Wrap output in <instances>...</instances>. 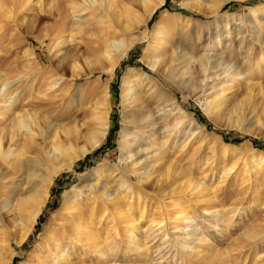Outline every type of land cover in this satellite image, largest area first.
Segmentation results:
<instances>
[{"label": "rangeland", "instance_id": "obj_1", "mask_svg": "<svg viewBox=\"0 0 264 264\" xmlns=\"http://www.w3.org/2000/svg\"><path fill=\"white\" fill-rule=\"evenodd\" d=\"M20 1L0 0V92L13 90L0 99V131L19 109H10V97L18 95L28 102L32 96L49 95L47 85L61 69L64 82L73 84L75 94H80V100L66 105L72 109L71 117L76 115L81 133L74 148L86 143L87 129L95 125L92 105L103 92L108 129L98 146L53 177L49 190L43 180L63 163L47 158L43 150L49 144L41 137L23 169L9 170L0 178V237L5 233L8 239L0 244V264H41L39 234L59 212L63 194L80 190L76 211L89 213L94 207L92 212L102 213H94L91 223L98 234V248L108 249L109 257L66 238V251L75 264H264V49L258 45L264 39V0H149L157 3L155 12L125 32L121 26L131 16L143 14V0H104L101 5L69 10L65 17L57 8H70L69 0ZM211 7L215 10L206 12ZM109 30L117 31L120 39H139L115 67L108 57L93 53L99 35ZM152 49L173 58L184 51L188 55L179 57L183 67L175 63L170 70L156 71L159 62L153 60ZM203 53L223 54L226 73L206 81L209 68L197 69L194 59ZM72 63L81 72L77 79L71 77ZM235 69L240 76L229 80ZM128 74L134 84L130 101L122 96ZM209 99L221 100L216 113L208 108ZM173 101L180 113L172 109ZM182 113L186 123L191 122L187 127L185 122L178 123ZM71 117L62 120L65 116L57 115L54 122L63 125ZM195 124L200 128L195 129ZM125 126L137 136L133 152L148 142L159 154L135 166L132 163L145 152L125 161L122 155L127 148L120 145ZM199 130L203 135L198 138ZM144 169L146 177L140 178ZM89 175L91 182L96 180L114 192L117 201H127L126 220L116 218L110 202L87 198L93 194L82 185L88 184ZM196 178L204 189L189 191L186 183ZM42 197L38 220L26 239L16 243L13 216L24 221L26 212ZM20 204L24 209H19ZM182 226L195 229L196 234L181 232ZM57 227L60 235L62 226ZM124 230L134 239L125 240Z\"/></svg>", "mask_w": 264, "mask_h": 264}, {"label": "bare ground", "instance_id": "obj_2", "mask_svg": "<svg viewBox=\"0 0 264 264\" xmlns=\"http://www.w3.org/2000/svg\"><path fill=\"white\" fill-rule=\"evenodd\" d=\"M22 1H24V3H27L30 0H22ZM22 1H20V2L22 3ZM38 1L41 3L40 0H38ZM103 2H104V0H69V3L73 4L72 6H70V8H68V7L59 8V6H58L57 10H58V14L60 16L65 17V15H67L69 10L78 11V10L86 8L88 5L89 6L95 5L97 3H99L101 5V4H103ZM143 4H144L143 14L137 18L131 16L130 19H132V20H129L128 24L124 23V25L126 24L125 27H123V25L121 26V28H123V30L121 29L122 31H124V29L126 30L127 28H129L131 26H134L135 24H139V22L143 21L147 17L150 18V16H152V14L155 12L154 10L156 8L157 3L151 4V2H149V0H143ZM127 9L131 12V10H130L131 8L130 9L127 8ZM214 10H215L214 7H211V8H207L206 12L210 13V12H213ZM206 12H204V14ZM118 28H120V27H117V30H119ZM78 30L80 31L81 29L78 28ZM252 32H254V31H252ZM227 34H228V32H227ZM214 35H215V33H214ZM216 36L217 35H215L214 37H216ZM239 36H241V34ZM214 37L207 36V38H212V39ZM235 37H236V35H235ZM136 41H139V39H137V40H135V39L125 40L123 38L120 39V35L117 31L109 30V31L105 32V35H101V37L99 35V42H98V45L96 46V48H94L93 53L95 56H98V57L99 56L108 57L110 59L111 66L115 67L117 65V61L119 60V58L122 57L123 54L127 53V51L134 45V43ZM239 41H241V40H239ZM259 42L260 43L258 45H260V48L264 49V39L260 38ZM61 43H63V42H61ZM152 51H154V50L152 49ZM180 52L182 54V51H180ZM187 53L184 51L182 55L187 54ZM153 54H154V55H152L154 58L153 60L155 62H157V61L159 62V65H158V68L156 69V71H159V70L163 71L162 69H167V70L169 69L170 70L172 68L173 64H175V63L176 64L182 63L181 66L184 65V63L181 61V58H179L182 55L173 58L170 54H166V52L162 51V50H158V51L156 50V52L154 51ZM187 55H185V56L187 57ZM222 55H221V53L220 54H208V55L203 53L202 55H199L198 57L194 58L195 61H197V63H196L197 69H201V70L205 71L206 68H209V73L206 76L204 75L206 77L205 78L206 81H208L210 79H216L219 77L220 74L225 72V70L227 71V69H228V68L226 69L227 64L224 65L226 60L223 59ZM188 59L190 60L191 57ZM154 61H152L153 63L151 64L152 68H154V65H155ZM189 62H191V61H189ZM185 64H187V61ZM221 66L224 67L223 70L216 73L217 69H219ZM76 68H79L78 65L76 63H72L71 77L76 78V77L80 76L81 72L76 71ZM62 71L63 70L61 69L60 70L61 73L59 72L60 74L59 73L56 74V77L54 79H52L50 81V83H48V85H47L48 89L47 90L52 91L50 94L48 93L49 95H46L45 97H43V96H40V95L38 96V95L34 94L36 96H34V97L32 96L31 100H29L28 102L27 101L23 102V100H21L20 96H18V95L15 97L14 96L10 97V104H9L10 109H12V108H16V109L19 108V109H18V111H16L14 113V118L11 120V122L4 129H2L0 131V178H3V176L9 170H14V171L22 170L23 166L26 164V161L30 160L29 154H31L33 152L32 150H34V146L38 145V144H36L37 142L35 143L36 139L37 138L40 139V137H41L44 140V143L47 142V144H49L48 147H46L47 145L45 146V144H43L45 146L43 151H45L47 158L52 159V160H57V161L59 160V161H62V163H63V166L62 165L59 166L58 169L51 170L48 173L47 177L43 180V184L46 186V189H47L48 187H50L49 185H50L51 181L53 180V177L56 174H58V172L61 169L71 168L73 162L76 159L81 158V157L85 156L87 153L91 152L92 148L98 146L102 142L104 137L106 136L107 129H108L107 114H106V112L108 110L107 109L108 104L104 103L105 93L103 92L102 95L99 97V98H101V100L94 102V106L92 105L93 111L91 112V115H92L91 122H93V124H95L96 126L94 125V127L87 129L88 130L87 132H89V136L86 139V143L84 145L82 144V146L79 145L77 148H74L75 144L78 143L77 141H80L79 138L81 137V133L79 132V128H78L79 126L77 125L78 123L75 124L76 118H77L76 115L74 117H71L72 113L70 111L72 109L71 110L67 109L66 105H67L68 101L73 102L75 100H80V94H79V92H76V94H75V92L73 91L74 90L73 84H68V83L64 82V80H65V79H63L64 73ZM240 74H241L240 71H238V70L236 71V69H235V72L233 73V75L230 76L228 74L229 75L228 77H230L229 80H233L236 75L240 76ZM145 77L147 78V76L142 77L143 80L146 79ZM59 79H60V81H59ZM146 80H148V78ZM132 83H133V80L130 79L129 74L126 77H124V81H123V92L124 93L122 95L124 97V100L130 101L131 99H133V98H131L132 96L130 97V94H129L130 91L133 90L132 87L134 86V84H132ZM147 83H149V81H147ZM223 83H225V82H223ZM223 83H222V85H223ZM6 84L7 83L4 82V86ZM150 84H151V82H150ZM61 85H63L64 87L61 88L60 87ZM203 88L204 89L201 90V92L205 91L206 86H204ZM212 88H214V87H212ZM12 92H13L12 89H6L5 91L0 92V99H3L8 95H11ZM44 95H45V93H44ZM148 98L151 99L152 97L149 96ZM135 99H136V96H135ZM219 100L217 99V100H211L210 101V99H209L210 104H209L208 108H210L211 111H213V113L217 112L216 109L221 104V100L220 101ZM174 102L175 101H173L172 104H174ZM135 106H137V105H135ZM177 106H178L177 104H174L172 109H175L176 113H180L181 111H180V109H178ZM183 114L184 113L180 114L181 116L179 115L180 119L178 120V123H180V122L184 123L185 122L184 127H187L191 122L189 120H187V123H186V121H185L186 115H183ZM57 115H60L62 117L65 116V118H60L62 120L69 119L70 117L72 119L69 120V122H67V123L65 121V124L61 125L62 123L59 124L57 122H54L57 120L56 119ZM146 124L144 127L150 125L149 123H148L149 125H146ZM192 126L195 129L200 128L196 124L192 125ZM152 129H153V125L151 124V126L149 127V131ZM156 130H157V128H156ZM197 132H199L197 135L198 138H199V136L203 135L202 131L200 132V130H199ZM194 133H196V131H193L192 134L194 135ZM136 139H137V136H136L134 130L131 131L127 126H125L123 128V136H122V139L120 141V145L124 148H127L126 149L127 154L123 153L122 158L126 161L128 158L134 159L135 157H138L140 155V153H142V152L146 153L141 160H138V161H135V163H132V165H134V166L137 165L139 162H141V164L143 162L147 163V161H149V159L151 157H154L153 155H155L158 151L157 148L155 149L154 147H151L152 145H150L147 142L145 147L133 152L131 146L134 144V141ZM142 139H144V138H142ZM142 139L140 138V140H142ZM22 140H23V142H22ZM17 141H18L17 144H21L19 148H17V146H16L17 144L16 145L14 144ZM140 143H141V141H140ZM35 150H36V146H35ZM158 154H159V151H158ZM38 159H40L39 156H38ZM169 164H170V162H169ZM170 165H172V163ZM255 169L256 168H254V170ZM145 171L146 170L144 169L142 173H139L142 176V177L140 176V178L146 177L145 173H147V172H145ZM166 173H167V171H166ZM256 173H257V177L259 179L262 175V172L260 170H258ZM92 175H93V173H92ZM92 175H91V177H92ZM91 177L89 175V177L87 179L88 184L82 185V187L87 189L91 195L93 194L91 198L88 196H87V198L89 200L90 199L93 200L96 198V199L105 200L106 202H110V207L113 210L115 209L114 214H115L116 218L119 217L123 220H126L127 214L129 211V207H128L129 204L127 203V201H123V202L120 200L117 201L116 195L114 192L107 190L106 186H101L100 183H98L96 180L95 181L92 180V182H91L90 181L92 179ZM186 184H187L186 187H190L189 191H192V192L195 190L201 191L204 189V185H203V182L201 179H197V178L194 180L190 179ZM185 189H187V188H185ZM47 190H49V189H47ZM44 193H46V195H47L46 190H44ZM44 193H42V195H44ZM78 195H80V196L82 195V190H80L79 192H75V193L74 192H71V193L68 192V193L63 194L59 212L58 213L56 212L51 216V218H52L51 221L47 222V225L42 229V232L39 234L40 235L39 239L41 240V242L37 245V248H38L37 257L39 259L38 260L39 263H41V264H75V261H74L75 258H71L70 254H68V252L66 251L67 249L65 247L67 246V244L64 241L66 238H68L72 242L78 241V243H81V245H82V243H83V245H88L90 247V251L95 252L97 254H100L104 258L109 257V255H108L109 250L108 249L103 248V247L98 248L99 246H97V245H100L99 240H98L99 239L98 234L94 233L93 227H92L93 225L91 223L92 219L94 218L92 216L94 213H96V211L92 212L93 208H94L93 206H91L93 208H92L91 212H89V213H86L85 211H82L81 209H80L81 211H79V210L76 211L77 208L79 209V207H80V204L76 203V201H75V199ZM43 197H42V200H39L36 204H34V207L31 211L26 212L25 217H24V219H25L24 221H21V219H19L20 217L17 218L16 215L13 216L12 227H17V230H18L16 243L19 244L22 241H24L26 239L27 235L30 233L31 228L34 226L35 222L38 219L37 217L39 215L40 208H41L42 204H44V198ZM77 199H78V197H77ZM24 203H22V204L24 205ZM23 205H22V208H23ZM20 206H21V204L19 205V209H22V208H20ZM12 209H14V208H12ZM217 212H219V211H217ZM15 213H17V212L15 211ZM98 213H96V214H98ZM100 214H102V213H99V215ZM131 220L135 221L134 218ZM182 221H185V219ZM120 223H122V222H120ZM59 224L62 226L60 228L61 229L60 235H59V232L56 230L57 228H59V227H57V226H59ZM179 230L181 232L184 231L187 234L188 233L189 234L192 233L193 235L196 234L195 229H186L183 226L181 229L179 228ZM174 231L177 232V230H174ZM121 232L125 233L124 234L125 240L126 239H129V240L134 239V235L131 232L128 233L127 230H124ZM1 236L2 237H0V244L1 243L4 244L6 242V240H8V239H6L5 233H3ZM187 236H189V235H187ZM192 239L196 241V239H199V237L198 236L192 237ZM69 243H70V241H69ZM3 244H1V245H3ZM75 244H77V243H75ZM70 245H71V243H70ZM73 245L74 244H72V246ZM142 252L144 254V251H142ZM78 259H80V258L78 257ZM111 264H115V262H111Z\"/></svg>", "mask_w": 264, "mask_h": 264}, {"label": "trees", "instance_id": "obj_3", "mask_svg": "<svg viewBox=\"0 0 264 264\" xmlns=\"http://www.w3.org/2000/svg\"><path fill=\"white\" fill-rule=\"evenodd\" d=\"M38 220V219H37Z\"/></svg>", "mask_w": 264, "mask_h": 264}]
</instances>
